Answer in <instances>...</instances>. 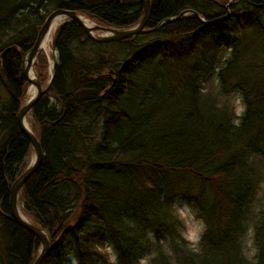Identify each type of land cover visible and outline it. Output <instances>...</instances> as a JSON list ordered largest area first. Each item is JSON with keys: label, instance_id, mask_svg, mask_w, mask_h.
I'll use <instances>...</instances> for the list:
<instances>
[{"label": "trees", "instance_id": "16d2710c", "mask_svg": "<svg viewBox=\"0 0 264 264\" xmlns=\"http://www.w3.org/2000/svg\"><path fill=\"white\" fill-rule=\"evenodd\" d=\"M151 6L148 29L185 10L200 18L108 43L71 19L56 31L54 78L30 113L44 159L19 199L50 239L43 264L72 256L77 264H142L149 247L158 252L147 264H264V209L253 231L256 262L243 250L264 166V0ZM60 8L117 29L145 13L144 0H0V264H33L41 248L11 218L9 198L33 153L16 118L29 87L23 61ZM49 67L41 51L42 84ZM215 76L224 95L242 94V116L205 97ZM178 201L203 222L202 253L188 249ZM107 243L116 263L101 249Z\"/></svg>", "mask_w": 264, "mask_h": 264}, {"label": "water", "instance_id": "95a60500", "mask_svg": "<svg viewBox=\"0 0 264 264\" xmlns=\"http://www.w3.org/2000/svg\"><path fill=\"white\" fill-rule=\"evenodd\" d=\"M151 8H152L151 0H144V9H145L144 17L137 25L131 28H128V29H117L113 27L97 25L95 23L93 27H87L81 20V15L77 11L58 9L54 11L46 19L45 24L41 28L34 47L28 53V56L30 58L29 63L35 62L43 37L47 34L48 30L54 23L55 18L59 15H64L67 18H70L76 21L78 24H80L84 28L85 32L92 40L96 42H100V43L119 42L122 40L129 39L131 37H134L136 35L148 34V33H151L157 30L163 25H166L175 20L184 18L186 15H189V14H193L200 18L197 12L193 10H185L177 17H172V18H168L164 20L162 23L158 25V27L154 29H148L146 27H147V23L150 18ZM229 16H230V12H228L227 17ZM96 32H100L102 33V35H96L95 34ZM26 58H27V55L23 61L22 74L29 83H32L36 86L37 93L19 111L18 116H17V122H18V125L21 131L28 138V140L30 141L32 145V148L34 150V159L29 165V167L25 170V172L17 180H15V182L12 184V187L10 190L9 208H10L11 218L14 219L20 226H22L23 228H25L26 230L34 234L40 241L41 249H40L39 255L37 256L33 264H43V261L46 258L50 250V244H51L50 239L45 230L41 229L39 226L35 225L33 222L25 218V216L21 212V207L19 204V197H20V193H21L23 186L25 185L27 180L39 169L44 159V151H43L40 140L35 136V134L30 129V127L25 126V120H26L27 114L30 112L33 106L40 100L43 94V90H42L40 81L38 79V76H37L36 81H32L28 77V73H29L28 67L29 66L27 68L25 67Z\"/></svg>", "mask_w": 264, "mask_h": 264}, {"label": "rangeland", "instance_id": "374dc122", "mask_svg": "<svg viewBox=\"0 0 264 264\" xmlns=\"http://www.w3.org/2000/svg\"><path fill=\"white\" fill-rule=\"evenodd\" d=\"M221 1L230 2L232 0H221ZM227 9H228V6H227ZM95 34L102 35V33L100 32H96ZM54 35L55 33L53 34V38H54ZM53 38L51 42V49L46 50V53L43 52L48 57L49 63H50V67L48 68L49 70L48 79L51 77V74H52L51 69L54 64V60L52 59V57L54 56V51L52 48ZM204 93L207 99L214 101L219 107H228L231 111L234 112V115L242 116L243 113L245 112L246 105L242 97V94L240 92H233L229 95H224L220 90V84L216 76L210 82L206 83V85L204 86ZM30 119L31 118L29 117V120ZM233 119L236 123L239 122L238 119H235V117H233ZM30 127H31V122H30ZM33 159H34V150H33L32 155L29 157L28 162L31 164ZM262 170H263V174H262V181H261L259 191L255 199L253 200L247 212V215H246V224L248 227V231L243 239L244 254L246 258L251 262H256L257 260V257H256L257 247L255 245L254 238H253L254 225L260 215V212L264 209V166ZM19 204H20V200H19ZM174 210L179 215L181 221L183 222V228L181 229V233H183V236L185 237V235H191L193 237L192 241L186 240L188 249L192 251L193 253H202L201 236L204 230V225H203L202 220L198 218L196 212L193 209L189 208L185 203H182L180 201L174 204ZM26 217L30 219V221L32 220L30 217L28 216ZM152 239L154 238L152 237ZM152 248L149 247L148 250L146 251L144 258L142 260V264H147L149 258L157 254L158 249H155V248L152 249ZM101 249L107 254L110 261L114 263L117 262V254L114 251L112 246H110L107 243L106 245L101 246ZM161 249L164 250L165 252H169L167 245L162 246ZM66 264H77V261L75 257L72 256L70 258V261H67Z\"/></svg>", "mask_w": 264, "mask_h": 264}, {"label": "bare ground", "instance_id": "6f19581e", "mask_svg": "<svg viewBox=\"0 0 264 264\" xmlns=\"http://www.w3.org/2000/svg\"><path fill=\"white\" fill-rule=\"evenodd\" d=\"M60 9H63V8H60ZM56 10H58V9H56ZM56 10H54V11H56ZM66 10H71V9H66ZM54 11H52L47 17H46V19L54 12ZM72 11H75V10H72ZM81 15V14H80ZM46 19H45V22H46ZM70 18H67L66 16H64V15H59V16H57L56 18H55V21H54V23L52 24V26L50 27V29L48 30V32H47V34L43 37V39H42V43H41V46H40V48H39V51H38V54H37V58H36V60H35V62H33V63H29L30 62V58H29V56H28V53L32 50V48L34 47V45H35V43H34V45H33V47L31 48V50L27 53V58H26V62H25V67L27 68L28 66V70H29V73H28V77L32 80V81H36L37 80V76H38V79H39V75H38V72H37V70H36V64H37V60H38V55H39V53L41 52V51H43V52H45L46 53V50H48V49H51V42H52V38H53V34L55 33L56 34V31L58 30V28L64 23V22H66L67 20H69ZM71 20H73V19H71ZM81 20L83 21V23L87 26V27H93V25H94V23L95 22H92L91 20H89L87 17H85V16H83V15H81ZM45 22H44V24H45ZM43 24V25H44ZM96 24V23H95ZM43 25H42V27H43ZM98 25V24H97ZM41 27V28H42ZM41 30V29H40ZM40 30H39V32H40ZM39 32H38V34H39ZM54 37H55V35H54ZM37 38H38V35H37ZM37 38H36V40H37ZM53 41H54V38H53ZM36 42V41H35ZM52 48H53V44H52ZM26 57V56H25ZM54 65V64H53ZM52 70V69H51ZM37 74V75H36ZM22 76H23V74H22ZM23 78H24V76H23ZM53 78H54V75L53 74H51V77L48 79V82H47V84H46V82L44 83V84H42L41 82H40V84H41V87H42V90H43V94H42V96L44 95V93L46 92V91H48V89L50 88V86H51V83H52V81H53ZM25 79V78H24ZM26 80V79H25ZM27 81V80H26ZM40 81V80H39ZM28 82V81H27ZM29 83V82H28ZM37 93V88H36V86L34 85V84H32V83H29V87H28V91H27V98L25 97V99H24V104H23V106L21 107V109L24 107V105L26 104V103H28L29 102V100L30 99H32L33 98V96L35 95ZM41 96V97H42ZM35 106V105H34ZM33 106V107H34ZM20 109V110H21ZM33 109V108H32ZM32 109L30 110V112L27 114V116H26V120H25V126H27V127H30V120H29V117H30V113H31V111H32ZM19 110V111H20ZM19 111H18V113H19ZM18 113H17V116H18ZM17 118V117H16ZM18 123V122H17ZM30 129L32 130V128L30 127ZM36 136V135H35ZM37 137V136H36ZM38 138V137H37ZM19 199H20V197H19ZM22 212V211H21ZM24 215V214H23ZM25 216V215H24ZM25 218L27 219V220H29L26 216H25ZM30 221V220H29Z\"/></svg>", "mask_w": 264, "mask_h": 264}, {"label": "clouds", "instance_id": "9594fccd", "mask_svg": "<svg viewBox=\"0 0 264 264\" xmlns=\"http://www.w3.org/2000/svg\"><path fill=\"white\" fill-rule=\"evenodd\" d=\"M186 240L188 241H192L193 240V237L191 235H185L184 237Z\"/></svg>", "mask_w": 264, "mask_h": 264}]
</instances>
